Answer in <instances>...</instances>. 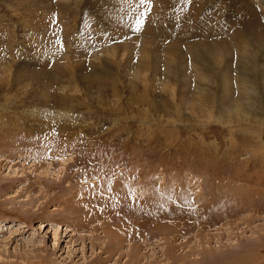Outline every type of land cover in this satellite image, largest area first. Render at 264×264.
<instances>
[{"label":"rangeland","instance_id":"rangeland-1","mask_svg":"<svg viewBox=\"0 0 264 264\" xmlns=\"http://www.w3.org/2000/svg\"><path fill=\"white\" fill-rule=\"evenodd\" d=\"M0 264H264V0H0Z\"/></svg>","mask_w":264,"mask_h":264},{"label":"bare ground","instance_id":"bare-ground-1","mask_svg":"<svg viewBox=\"0 0 264 264\" xmlns=\"http://www.w3.org/2000/svg\"><path fill=\"white\" fill-rule=\"evenodd\" d=\"M200 30H202V31H199L198 29H197V33H198V35H201V36H199V37H201L202 38V36H204L205 37V35H202V34H204L203 33V31H204V29L203 28H201ZM199 32H202V33H199ZM199 40V39H198ZM130 42V41H129ZM145 42V41H144ZM144 42L142 43V44H144ZM194 42V45L193 46H190V48H188L187 50V52L185 53L184 52V50L182 49V48H180V50H178L179 51V54H176L177 56H178V58L179 59H181V60H187L188 58H190V59H192L193 61H197V62H199V63H201L202 61H208V59L206 58V57H208L209 55H207V52H208V50H211V47H212V49L215 47L214 45H208L207 47H206V49H207V51L206 52H204V54H203V52L197 47V45H196V43H197V41H193ZM238 42H243V39H239V41ZM200 43V42H199ZM131 44V43H130ZM190 44H192V43H190ZM198 44V43H197ZM129 45V44H128ZM182 45V44H181ZM180 45V46H181ZM201 45L203 46V43H201ZM130 46V45H129ZM185 46V45H184ZM200 46V45H199ZM222 46V45H221ZM216 47H217V45H216ZM63 49V48H62ZM91 50V49H90ZM203 50V49H202ZM84 51V50H83ZM173 52H174V50H172ZM204 51V50H203ZM221 52H222V50H221ZM167 53V52H166ZM86 54H88V53H86ZM175 54V53H174ZM206 54V55H205ZM85 55V54H84ZM187 56V57H186ZM83 58V57H82ZM81 59V58H80ZM161 59L163 60V62L165 63V65H167V74H165L166 76H165V78H170V79H174V81L176 82V83H178L179 84V86L181 85V87L180 88H184L185 90H188V89H190V88H192V87H194L193 85H195V80H193L192 78H189V80H186V79H180V77L181 76H187V74L189 73V69L191 68V64H190V62L188 63L189 65H188V67H187V69L186 68H184V67H182L181 65H179V63H177V62H175V64H174V62H172V61H169L168 59L166 60L164 57H161ZM189 61V60H188ZM3 63V62H2ZM193 63V62H192ZM77 66V68H76V70H75V68L72 70V71H65V70H63V68L61 69V70H63V71H61V72H59L60 73V75L61 74H63L64 76H71V77H74V73H77L76 74V76L78 77L79 76V74H80V71L78 70V67L80 68V70H83L82 68H83V66L84 65H86V64H81V61H77L76 63H75ZM162 64V63H161ZM89 66V65H88ZM107 66V65H106ZM147 65L145 64V67H146ZM144 67V66H143ZM155 67H157V66H155ZM196 67V66H195ZM173 68V70H175L176 72L175 73H172L170 70ZM158 68H156V70H157ZM58 70V69H57ZM159 70V69H158ZM161 71V70H160ZM138 72H140V71H138ZM190 72L191 73H193L194 74V69H191L190 70ZM105 73V72H104ZM108 73V72H107ZM109 73H111V74H113V71L112 72H109ZM191 75V74H190ZM75 76V77H76ZM163 77H164V75H163ZM190 77V76H189ZM131 80V79H130ZM165 80V79H164ZM224 80V79H223ZM165 82V81H164ZM221 82V81H220ZM135 83V82H134ZM238 83V82H237ZM241 83H243L245 86L247 85V86H249L250 84H248V81L245 79L243 82H242V80H241ZM236 84V83H235ZM234 84V85H235ZM252 84V83H251ZM132 85V84H131ZM192 85V86H191ZM218 85V84H217ZM228 85V84H227ZM241 85V84H240ZM132 87L133 88H135L136 87V85H132ZM222 87V86H221ZM225 87V86H224ZM223 87V88H224ZM137 88V87H136ZM128 89V88H127ZM147 89H148V87H147ZM147 91V90H146ZM182 91H184L183 89H182ZM146 99V98H145ZM148 100V99H147ZM150 100V99H149ZM138 101H139V99H138ZM3 109V108H2ZM106 192V191H105ZM161 195V194H160ZM97 201V200H96ZM115 202V201H114ZM120 202V201H119ZM113 202H111V203H105V205H103L102 207V210L104 209V213H105V211L106 212H111V211H107L108 210V207L109 206H111V205H113L112 204ZM121 203V202H120ZM134 203V202H133ZM122 204V203H121ZM137 206H136V205ZM115 205H116V203H115ZM135 205V206H134ZM129 206L130 207H128V209L127 210H125L124 211V213H123V215H118L117 217H118V219H116L115 221H112V224L114 225L113 227H111V228H108V227H106L105 229H106V235H107V237H109V240H113L114 241V243L116 244H118L121 240L119 239L120 237H121V235H123V233L125 234L126 232H133V231H136V232H139L140 231V235L142 236V238L143 239H145V240H143V239H141V237L139 238V236H137L139 239H140V247H142L143 246V243L146 241V230L145 229H147V222H146V220L148 219L147 217H148V214H150L151 212H153L154 214H162L164 211H163V209H162V206H163V202H162V199L160 200V201H157V203H155L154 202V204L152 203H149V199H141V200H138V201H136L134 204H129ZM151 206L153 207V209H151ZM100 207H101V205H100ZM99 207V208H100ZM101 210V211H102ZM182 211V210H181ZM103 212V211H102ZM181 213H183V212H181ZM137 218H139V219H137ZM132 233H130V234H128V237H129V235H131ZM139 235V234H138ZM123 237V236H122ZM124 237H126V236H124ZM130 238H131V236H130ZM125 239V238H124ZM111 241H109V242H111ZM137 241H138V239H137ZM142 241H144V242H142ZM121 243V242H120ZM119 243V244H120ZM122 244V243H121ZM108 247L107 248H109V244L107 245ZM116 246V245H115ZM119 246V245H118ZM113 247L114 246H112V249H113ZM117 247V246H116ZM120 247H121V245H120ZM117 248H119V247H117ZM114 249L116 250V248L114 247ZM113 249V250H114ZM112 250V251H113ZM107 251V250H106ZM115 253H116V251H114ZM113 252V253H114ZM107 253H108V251H107ZM114 253V254H115ZM113 255V254H112ZM111 257V256H110Z\"/></svg>","mask_w":264,"mask_h":264},{"label":"snow or ice","instance_id":"snow-or-ice-1","mask_svg":"<svg viewBox=\"0 0 264 264\" xmlns=\"http://www.w3.org/2000/svg\"><path fill=\"white\" fill-rule=\"evenodd\" d=\"M124 2L129 4V5L135 3V4H137V7H139L140 5L150 3L151 0H124ZM144 15H145L144 12H139V14L135 17V26H136L137 30H139L143 24V16Z\"/></svg>","mask_w":264,"mask_h":264}]
</instances>
